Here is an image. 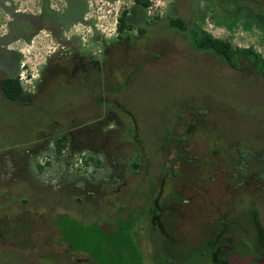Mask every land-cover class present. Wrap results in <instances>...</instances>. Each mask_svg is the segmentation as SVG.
I'll return each mask as SVG.
<instances>
[{
	"label": "flooded vegetation",
	"instance_id": "obj_1",
	"mask_svg": "<svg viewBox=\"0 0 264 264\" xmlns=\"http://www.w3.org/2000/svg\"><path fill=\"white\" fill-rule=\"evenodd\" d=\"M115 1L0 0V103L4 105L0 139L21 141L16 150L0 148L1 179L34 184L37 176L32 173L60 168L58 189L43 182L38 185L42 191L68 196L73 194L68 183L82 182L75 192L86 199L115 181L114 174L139 173L143 179L150 170L155 173L162 167L160 180L158 174L153 178L155 194L143 198L138 211L148 229H155L166 241L173 264H239L238 257H247L250 264L259 257L264 263V221L258 203L226 201L233 194L264 188V148H243L237 139H229L219 149H194L191 132L206 124L207 110L225 103L204 94L196 98L201 103L194 108L189 104L194 96L183 91L173 104L179 107V116L160 128L152 146L141 133L127 94L131 83L146 71L176 57L191 61L189 54L185 58L179 53L180 44L187 51L212 56L232 71L243 86L237 92L252 91L253 83L264 77L260 67L264 53L251 44L241 46L214 36L209 27L229 35L237 28L250 31V37L264 47V0H257L260 8L241 0H162L164 4L126 0L129 4L114 13ZM210 39L218 44V51L197 44ZM34 43L40 45L41 55L34 73L24 75L28 66L19 46ZM7 110L22 116L7 119ZM193 110L196 114L190 113ZM248 135L247 142L259 138L252 132ZM163 144L168 146L163 155L167 162L158 166L149 158L159 156ZM203 161L225 183L222 187L218 183L224 196L217 201L216 192L209 189L197 200L190 186L184 185V175L178 176L180 172L190 176ZM210 180L213 183V177ZM215 204L218 214L201 220ZM39 220L47 221L35 216L17 221L35 228ZM43 229L50 238L58 231ZM35 231L40 236V230ZM12 232L0 233L2 242L14 244ZM49 252V256L38 254L42 260L30 264H96L84 256H68L66 249L63 255L54 249ZM154 252L151 262L160 264Z\"/></svg>",
	"mask_w": 264,
	"mask_h": 264
},
{
	"label": "rangeland",
	"instance_id": "obj_2",
	"mask_svg": "<svg viewBox=\"0 0 264 264\" xmlns=\"http://www.w3.org/2000/svg\"><path fill=\"white\" fill-rule=\"evenodd\" d=\"M241 1V4L260 8L257 0ZM125 3L129 4V1L113 2L114 13ZM159 3L164 4L162 0ZM209 28L214 36L230 38L233 44L241 46L251 44L255 51L264 53L261 41L251 38L250 31L237 28L232 31V35H229V32L219 28ZM19 47L25 54L23 59L28 66L23 74L34 73L41 55L38 54L41 50L37 49L40 45L34 43ZM179 53H182L185 58L189 54L188 58L191 61L181 57L171 59L165 65L157 66L156 70L146 71L133 81L127 90L130 107L140 119L141 133L144 137L146 136L148 144L153 146L159 139L160 128L169 120L173 122L179 116V107L174 108L173 104L179 91H183L194 96L189 102L194 108L201 103L196 98L204 94H208L216 102L220 99L225 103V107L215 106L207 110L206 124L191 132V139L195 142L194 149L204 150L206 146L211 150L219 149L222 142L229 139H237L243 148L249 147L253 150L264 148V140L261 141L264 139V77L258 78L253 83L252 91L237 92L241 89L237 76L235 77L227 68L221 67L212 56L187 51L181 44ZM246 81L250 82V78ZM1 110H4L2 103H0ZM181 112L186 113L184 110ZM190 113L196 114L195 110ZM5 115L7 119L22 116L19 112L13 116L8 110ZM251 120L254 121L251 122ZM251 132L259 138L247 142V139L251 137L248 134ZM20 143L21 141L17 139H0V148L16 150ZM167 147L163 144L160 155L149 158L152 163L165 166L167 157L163 155ZM38 160L42 161L43 157ZM51 160L54 159L50 158ZM198 165L188 177H185L184 172L178 174V176L184 175V185L190 186L189 189H192L197 200L199 197H204L208 189L216 192L213 197L215 200L224 196L223 191L219 192L218 183L221 181V187L225 183L218 177L217 170L209 167L206 161ZM161 168L155 173L153 169L150 170L143 179L139 173L114 174L115 181H110L103 186L102 190L99 189L86 199L82 193L75 192L82 186V182L68 183L70 190H73V194L68 196L57 194L48 196L42 191L38 185L43 182H49L54 191L58 189H56V182L60 175V168L49 167L32 173L33 176H37L35 177L37 183L34 184L21 179L3 180L0 173V233L13 231L12 235L15 236L14 244L4 243L0 239V264H30L32 260H42L38 254L46 253L45 255L49 256L48 253H51L49 251L53 249L62 255L66 253V249L68 256H84L96 264H154L151 260L153 249H155L154 253L158 252L156 258L160 264H173L174 258L169 252L166 241L158 234V231L148 229L144 216L138 211L143 198H149L155 194L153 178L158 174L157 181L160 180ZM75 173L83 176L90 175L89 172ZM212 177L213 183L210 180ZM35 178L33 177L34 180ZM169 185L171 186L172 183L164 185L166 190L169 189ZM133 196H135L134 199ZM131 198L133 200L129 206ZM248 200L258 203L257 208L264 221V188L252 190L249 193L233 194L226 201L231 204H243ZM218 206V204L212 206L210 212L204 214L201 220L213 219L218 214ZM222 209L224 210L225 207ZM31 216L44 217L47 221L43 224L40 220L37 221L35 228L28 224L23 226L20 221H17ZM205 226L206 224L201 229L206 228ZM48 227L58 230L51 238L45 235L43 229ZM35 229L40 230V236L34 234ZM49 259L50 257H46L44 260Z\"/></svg>",
	"mask_w": 264,
	"mask_h": 264
},
{
	"label": "trees",
	"instance_id": "obj_3",
	"mask_svg": "<svg viewBox=\"0 0 264 264\" xmlns=\"http://www.w3.org/2000/svg\"><path fill=\"white\" fill-rule=\"evenodd\" d=\"M197 44L200 47H211L217 51L219 50L218 44H216L213 39H210L209 41L200 40ZM260 67L264 70V62L260 64Z\"/></svg>",
	"mask_w": 264,
	"mask_h": 264
},
{
	"label": "water",
	"instance_id": "obj_4",
	"mask_svg": "<svg viewBox=\"0 0 264 264\" xmlns=\"http://www.w3.org/2000/svg\"><path fill=\"white\" fill-rule=\"evenodd\" d=\"M239 259H240V261H239V264H244V263H247V264H250V263H248V259H247V257L245 258V257H238ZM256 260H257V262L256 263H254V264H264L263 262H262V260L259 258V257H256Z\"/></svg>",
	"mask_w": 264,
	"mask_h": 264
}]
</instances>
